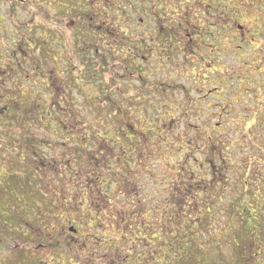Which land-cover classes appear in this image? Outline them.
Instances as JSON below:
<instances>
[{
    "label": "rangeland",
    "instance_id": "obj_1",
    "mask_svg": "<svg viewBox=\"0 0 264 264\" xmlns=\"http://www.w3.org/2000/svg\"><path fill=\"white\" fill-rule=\"evenodd\" d=\"M5 1L8 0H0V200L3 204L0 205V264L121 262L127 252L135 258L141 246L146 248V252L157 248L156 244L154 248L147 247V243H155L151 240L155 226L161 228L160 237L166 233L179 234L186 219L192 223L198 222L194 229L184 226L179 236L183 243L188 244L193 264H264V226L259 231L262 238L258 236L259 240H255L249 233L243 232L244 226H248L249 230L254 220L251 223L242 221L237 217L238 213H230L240 210L236 195L243 191L251 189L255 199H259L257 205H263L261 201L264 200V120L257 117L256 112L248 119L243 114H237L235 120L231 118L234 104L236 108L241 105L239 97L252 86L250 80L253 84L264 82V38L260 40L259 36H254L255 42L252 45L246 43L239 55L236 52L238 41L234 38L238 37V33L236 35L230 26L226 27L227 53L224 61L218 58V66L224 65L226 70L225 103L217 106L192 101L190 104L187 99L181 103L185 91L192 100L198 99L203 94L202 88L207 85L202 82L193 85L187 73L189 66L186 61L184 65L187 68L182 71L181 80L172 81L176 86L173 92L176 102L164 104L165 100H162L157 106H151L152 109L146 107L144 118L148 137L146 151L142 155V161L146 163V173L142 176L146 179L145 191L137 197L132 194L129 198L119 196L120 189L117 188L119 180L125 178L123 171L113 170L109 176H103L115 182L101 191L110 193L112 205L117 209L128 210L124 211V217L111 216V212H104V205L100 207L98 204V209L93 207L92 197L86 195L88 190L93 189V185L83 183L84 175L72 178L69 176L72 170H60L54 172L55 175H49L51 181H44L46 172L45 175H37L32 171L33 159L25 152L28 136L29 139L36 136V145L40 146L38 151L45 160L55 155V152L52 145L40 143L46 134L45 129H48L41 121L43 114L37 112L31 116V121L27 120L34 106L27 100V96L37 92L32 88L37 84L32 76V66L26 63V55H34L46 28L55 26L53 24L62 21L60 18L66 17H75L78 22L80 18L94 17V21H89L85 26L91 24L94 28L95 24L98 25L100 30L96 37L91 34L90 38H86L80 33V39L86 38L89 43L93 38L96 44L101 40L105 43L106 28L114 25V28L124 30L121 18L128 17L132 27H136L142 6L140 1L143 0H60L58 6H48V9L39 5L45 0H24L27 3L25 6L20 4V0H14L16 3L12 8ZM233 1L230 3L227 0L228 8L231 7L227 9V17L236 14L238 21L248 22L247 29L257 28L261 24L264 12L250 8L248 0H241L237 4L236 0ZM185 8L181 5L167 9L170 15L163 14L162 17L181 20ZM108 18L113 19V25H109L111 21ZM27 25H32L30 32L26 29ZM7 31L13 32V38ZM127 35L130 40L136 39L133 30H129ZM62 36L69 39L67 32ZM214 55L209 60L214 59ZM27 61H30L29 57ZM12 62L19 66L21 62L22 65L10 71ZM23 62L26 64L23 65ZM181 62L184 63L183 58ZM190 66H193L190 69L194 74L201 73L194 62ZM178 71V75L181 74V70ZM235 73L240 75V81L249 83L235 82ZM95 83L101 85V81ZM95 83L88 80L90 85L86 91L88 98L94 102L99 97ZM233 90L237 93L233 94ZM258 91L259 100L256 103H264V85ZM229 101L232 106L223 109V104ZM76 108H80L83 114L91 111L85 106L80 107V104ZM53 123H50V129L54 128ZM202 129L207 130L208 135L203 134ZM221 157L225 160H220ZM131 168L130 171L138 169L135 162ZM117 171L118 176L114 174ZM80 180L82 186L80 184L77 190L81 191L75 199L56 202L60 206L56 209L52 207L55 203L47 199V194H61L57 190L60 187L65 196L72 197L69 190L75 189ZM245 182H256L257 185L243 187ZM217 187L230 197L224 198L223 194L216 196L214 189ZM201 190L205 191L204 195ZM212 195L220 201H215L214 211H208L207 206L203 207L201 197L209 199L213 198ZM133 212H136V217H128ZM257 214L263 216L261 219L264 222V207ZM242 216L246 214L242 213ZM229 225L234 227L233 230ZM76 227L80 234L72 233ZM132 243L141 246L133 248Z\"/></svg>",
    "mask_w": 264,
    "mask_h": 264
},
{
    "label": "flooded vegetation",
    "instance_id": "obj_2",
    "mask_svg": "<svg viewBox=\"0 0 264 264\" xmlns=\"http://www.w3.org/2000/svg\"><path fill=\"white\" fill-rule=\"evenodd\" d=\"M236 1L237 4L241 0ZM19 2L22 6L27 5L24 0ZM140 2L142 6L136 27H132L131 20L126 17L121 18L123 21L121 26L124 30L114 28L113 19L108 18L111 21L109 25L113 26L104 30V37L107 38L105 43L101 40L96 44L93 38L90 44L86 42V38H90L91 34L95 38L97 31L100 30L96 24L94 28L91 24L85 26L89 21L92 23L94 17L80 18L79 22L75 17H66L60 18L62 21L53 24L55 26L46 28L41 44L38 43L37 49L34 50V55H26V63L32 66V76L37 84L32 87L37 92L29 93L30 96H27V100L34 104L31 108L33 111L27 120L31 121L37 112L43 114L41 121L48 129H45L46 134L40 143L52 145L55 152V155L45 160L38 151L40 146L36 145L38 142L35 139L36 136L32 134L31 139L28 136L25 152L33 159L32 171L37 175L40 173L45 175L46 172L47 177L44 181H51L49 175H55L54 172L60 170H72L69 173L72 178L84 175L83 183L93 185V189L86 192V195L92 197L93 207L98 209L99 205L100 207L104 205V212H111V216L124 217V211L128 210L117 209L112 205L110 193L101 191L115 182L103 176H109L110 171L113 170L123 171L125 178L119 180V188H117L120 189L119 196L129 198L132 194L137 197L139 193L145 191L146 179L142 176L146 173V163L142 161V155L148 137L145 129L147 122L144 118L146 107L149 109L151 106L155 107L162 100H165L164 104L176 102L173 94L176 86L172 84V81L181 80L184 73L182 71L187 68L184 65L186 61L189 66L187 73L193 85L195 83L199 85L200 82L207 85L202 88L204 89L202 96L194 100L186 95L185 88L180 86V89L185 91L184 96L181 97V103H185L183 99L190 101V104L192 101L197 104L217 106L225 103L226 70L224 65L218 66V58L221 57L224 61L227 53L226 27L230 26L236 35L238 33V37L234 38L238 41L236 52L239 55L242 54L241 51L246 43L252 45L255 42L254 36H259L260 40L264 38V18L257 28L247 29L248 22L238 21L236 14L232 17L226 16L227 9H231V7L228 8L227 0H143ZM232 2L234 1L230 0V3ZM248 2L250 8L264 12V0H248ZM5 3L10 4L12 8L16 1L8 0ZM59 3L60 0H45L39 5L43 9H48V6L55 8ZM181 5L186 7L181 20L177 21L171 17L167 20L162 17L163 14L170 15L167 9L178 8ZM80 21H84L85 24ZM199 24H201L200 28ZM26 29L30 32L32 25H27ZM129 30L136 32L135 40L129 39L127 35ZM119 31L121 33H118ZM7 32H10L13 38V32ZM14 32L17 34V30ZM64 32L68 33L69 39L62 36ZM80 33L86 38L81 40ZM213 53L215 58L209 60ZM28 57L30 61H27ZM181 58L184 59V63L181 62ZM193 62L201 73L192 72L190 68L193 66L190 65ZM26 63L23 62V65ZM19 64L22 65L21 62ZM20 66L12 62L9 69L13 71ZM215 67L217 69L213 70ZM178 69L181 70L179 75ZM239 76L234 74L235 82H248L240 81ZM88 80L90 83L101 81V85L95 83L96 90L99 92L95 102L91 101L86 93L90 85ZM250 82L252 83L250 89L244 91L239 97L241 105L236 108L234 104V111L231 114L234 120L237 114H243L245 119H248L254 112L257 117L264 120V103H256L259 100L258 88L263 86L264 82L259 81L255 84L251 80ZM260 91L263 92V90ZM236 93L233 90V94ZM32 97L35 99L32 100ZM78 104L80 107L90 108L91 111L83 114L79 111L80 108H76ZM230 106H232L231 101L223 104V109ZM52 121L54 128L50 129L49 125ZM148 125L152 127L151 123ZM152 132L155 133V131ZM202 133L208 135L205 129H202ZM80 157L82 160L77 161ZM134 162L138 169L130 171ZM76 170L79 171L76 172ZM118 173L119 171L114 174L118 176ZM80 184L81 180L75 189L69 190L72 197L65 196L62 193L63 190L58 187L57 190H60L61 194H47V199L55 203L52 207L56 209L60 206L56 205V202H70V198H76L81 191V189L77 190ZM48 186L50 187V183ZM110 205L112 207H109ZM133 213L128 217H136V212ZM153 229L154 237L151 239L155 243H151L152 247L148 246V248H154L155 244L157 248L146 252V248L141 246L138 251L139 258H134L138 262L136 264H161L164 246L160 240L161 228L155 226ZM73 232L81 233L78 227ZM145 232L148 233V231ZM135 247L134 245L133 248ZM112 264L121 263L115 260Z\"/></svg>",
    "mask_w": 264,
    "mask_h": 264
},
{
    "label": "trees",
    "instance_id": "obj_3",
    "mask_svg": "<svg viewBox=\"0 0 264 264\" xmlns=\"http://www.w3.org/2000/svg\"><path fill=\"white\" fill-rule=\"evenodd\" d=\"M220 160L224 161L225 159L223 157H221ZM220 183H221V181H219V185H220ZM250 184L251 185H257L256 182H252V183L245 182L243 184V187H247ZM214 190H215L214 193H217L216 196H219L220 194H223L224 198H227L229 196V195H227V193L226 194L222 193L223 189H220L219 187H217ZM201 192L203 195L205 194L204 190H201ZM255 198H256L255 194L251 189H249V191H243V192L239 193V195H236V199H238L240 202L237 205L238 209L240 208V210L231 211L230 213L231 214H233V213L237 214L238 213L237 217L240 218L242 221L247 220L248 222L251 223V220L253 219L254 223L250 226L251 228L249 230H247L248 226L245 225L243 232L249 233L253 237V239L259 240L258 236L260 238H262V236L259 234V231L264 226L262 224L264 222L261 219V218H263V216H259V214H257V211H261V208L264 207V200L261 201V204H263V205H257L256 202H258L259 199H255ZM201 199H202L203 207L205 208V206H207L208 211H214L215 210V208H214L215 201H220V199L214 198V196H213V198H209V199H204L203 197H201ZM251 201H253L255 203H251ZM0 205H3L1 200H0ZM200 207H201V205H200ZM252 207H255L254 208L255 210L251 211ZM258 208H260V210ZM200 211L201 210H199V212ZM242 213H245L246 216H242ZM132 214H134V213H132ZM131 218H133V217H131ZM197 224H198L197 221H194L192 223L186 219L180 228L181 232L179 231V234L175 233L174 235H171V234L166 233L165 236H161L160 240L164 244V246L162 247V261H161L162 263L161 264H193L194 260L192 261V258L189 256L190 252H189V249L187 248L188 244L186 242L183 243L182 240L179 238V236L182 235L184 226H186L189 229H191V228L194 229V227H196ZM229 228H232V227H230V225H229ZM233 228H232V230H233ZM153 237H154V234L152 235V238ZM137 240H139V239H137ZM152 241H154V240H152ZM147 244L150 247H152L151 243H147ZM134 245H135V243H132V246H134ZM139 246H141V244L137 245L135 248H138ZM138 256H139L138 254L135 255V257L137 259L139 258ZM133 257H134V255L131 257L130 253L127 252L121 258V262H119V261L118 262L121 264H136V263H138L137 261H135L136 259H134ZM202 258L203 257H201V259ZM133 261H135V262H133ZM199 261H200V259H199ZM205 262H207V261H205Z\"/></svg>",
    "mask_w": 264,
    "mask_h": 264
}]
</instances>
